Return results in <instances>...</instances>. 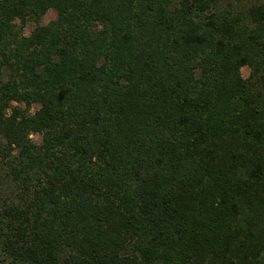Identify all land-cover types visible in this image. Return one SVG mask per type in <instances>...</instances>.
<instances>
[{"label":"trees","instance_id":"1","mask_svg":"<svg viewBox=\"0 0 264 264\" xmlns=\"http://www.w3.org/2000/svg\"><path fill=\"white\" fill-rule=\"evenodd\" d=\"M0 264H264V0H0Z\"/></svg>","mask_w":264,"mask_h":264},{"label":"rangeland","instance_id":"2","mask_svg":"<svg viewBox=\"0 0 264 264\" xmlns=\"http://www.w3.org/2000/svg\"><path fill=\"white\" fill-rule=\"evenodd\" d=\"M245 1V0H244ZM55 19V12L52 11V10H49L43 17L42 19L40 20V24L41 25H45L47 24L48 22L52 21ZM34 27V24L33 23H27L26 26L24 27L23 29V34L24 35H28L30 33V31L33 29ZM248 74H249V69L246 68V67H243L241 69V76L245 79L248 77ZM37 106H33L32 107V110L31 111H34L36 110ZM32 140L34 142H39L40 138L39 136H36V135H33L32 137Z\"/></svg>","mask_w":264,"mask_h":264}]
</instances>
